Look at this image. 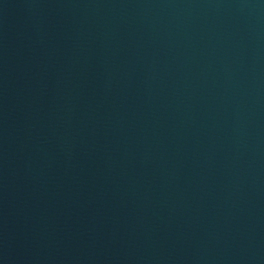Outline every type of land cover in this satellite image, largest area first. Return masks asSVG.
I'll return each instance as SVG.
<instances>
[{
    "label": "water",
    "instance_id": "obj_1",
    "mask_svg": "<svg viewBox=\"0 0 264 264\" xmlns=\"http://www.w3.org/2000/svg\"><path fill=\"white\" fill-rule=\"evenodd\" d=\"M0 264H264V0H0Z\"/></svg>",
    "mask_w": 264,
    "mask_h": 264
}]
</instances>
